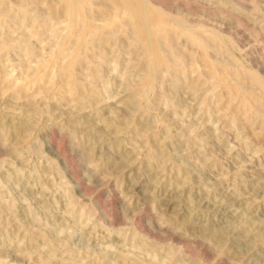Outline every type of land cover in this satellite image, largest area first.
I'll return each mask as SVG.
<instances>
[{
  "label": "rangeland",
  "instance_id": "rangeland-1",
  "mask_svg": "<svg viewBox=\"0 0 264 264\" xmlns=\"http://www.w3.org/2000/svg\"><path fill=\"white\" fill-rule=\"evenodd\" d=\"M145 2L69 82L63 0H0V264H264V0Z\"/></svg>",
  "mask_w": 264,
  "mask_h": 264
},
{
  "label": "bare ground",
  "instance_id": "bare-ground-1",
  "mask_svg": "<svg viewBox=\"0 0 264 264\" xmlns=\"http://www.w3.org/2000/svg\"><path fill=\"white\" fill-rule=\"evenodd\" d=\"M63 2L65 3V5H64L65 8H64L63 11L67 15V17H69L72 20H76L77 21V24L80 26V31H79L80 34L78 35V38H77V41H76V44H75V48H74L73 52L71 53V55L69 57V60H68V63L66 65V69L63 72L66 81L72 82L73 81V79H72L73 76L71 74V69H72V67H74V65L77 62H80L81 61L79 49L85 43V36L87 35V32L88 31H91L92 30L91 27H92L93 24L91 25L90 21L88 20V18L86 17V15L84 13V10H83L84 0H63ZM114 2L117 3V6L120 7L121 11L124 14L127 15V17L129 18V22H132L133 23V25L135 26V32L137 33V35L139 36V38L144 43L150 41V38H151L152 33L155 32V31H153V23H154V20H152L148 16V14H150L151 12H150V8L146 4L145 0H114ZM153 11L154 10H152V13L150 14V16H152ZM119 16L120 15L117 13V15L114 18L117 19V17H119ZM158 16H159L158 17V19H159L161 17L160 12L158 13ZM155 19H156V17H155ZM160 19H162V18H160ZM163 20H161V21H163ZM156 24H158V23H156ZM93 28H94V30L96 32L98 31L97 30V27L94 26ZM156 28H159L160 29L159 26L156 27ZM152 36H155V35H152ZM155 37H156V41L154 43L151 41L152 42L151 43V47L153 48V51L157 54L158 48H159L158 43L160 44V42H158V39L159 38H157V36H155ZM79 59H80V61H79ZM157 61H158V59H157ZM222 78H223V76H222ZM238 92L241 93L242 91H238ZM241 103H242V101H241ZM47 144H48L49 148L54 152V154H56L58 156L57 151L53 148V146L49 143V141H48Z\"/></svg>",
  "mask_w": 264,
  "mask_h": 264
}]
</instances>
